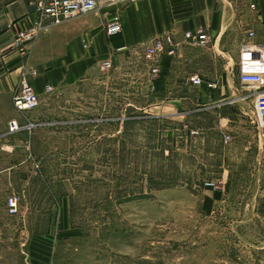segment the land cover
<instances>
[{
    "label": "rangeland",
    "instance_id": "obj_1",
    "mask_svg": "<svg viewBox=\"0 0 264 264\" xmlns=\"http://www.w3.org/2000/svg\"><path fill=\"white\" fill-rule=\"evenodd\" d=\"M125 1L79 17L104 21ZM83 37L90 60L53 71L36 108L18 112L13 91L0 90V264H264V126L254 102L233 104L247 118L231 129V104L199 109L203 79L165 86L160 72L150 76L147 43L104 68L90 31ZM183 75L179 67L172 77ZM11 118L33 124L10 132Z\"/></svg>",
    "mask_w": 264,
    "mask_h": 264
},
{
    "label": "crops",
    "instance_id": "obj_2",
    "mask_svg": "<svg viewBox=\"0 0 264 264\" xmlns=\"http://www.w3.org/2000/svg\"><path fill=\"white\" fill-rule=\"evenodd\" d=\"M33 0H0V90L11 93L23 76V69H37V77L27 79L39 94L42 85L50 82L53 71L69 68L78 71L90 60L92 51L82 52L78 35L90 31L94 40L93 52L109 59L118 53H127L164 33H170L177 43L175 54L163 53L158 58L159 72L163 85L187 86L192 73L203 79L197 95L199 109L210 108L225 113L230 119V128H236L241 118H247V111L236 108L243 101L254 102V93L238 79V61L241 44L251 40L264 47V0H132L125 1L118 8L120 31L106 36L103 18L76 17L60 25L46 29L29 47L25 58L9 48L13 33L25 27L33 15ZM103 0H97L98 11ZM254 3L255 8H250ZM91 14V13H90ZM105 18V17H104ZM94 27L99 28L93 31ZM201 30L207 35L204 47L185 42V31ZM252 31L249 37L247 31ZM122 49H118L121 48ZM25 54V55H26ZM52 55V56H51ZM67 65L69 67H67ZM182 70L183 80L176 81L172 75ZM46 72H41V71ZM214 81L215 86L207 88L206 82ZM243 90H248L244 92ZM180 99H190L182 94ZM231 104V106H229ZM244 124L248 123L243 121Z\"/></svg>",
    "mask_w": 264,
    "mask_h": 264
},
{
    "label": "built area",
    "instance_id": "obj_3",
    "mask_svg": "<svg viewBox=\"0 0 264 264\" xmlns=\"http://www.w3.org/2000/svg\"><path fill=\"white\" fill-rule=\"evenodd\" d=\"M34 11L29 18L28 24L13 33L9 48L15 50L19 55L27 53L30 45L35 41L40 32L50 26L60 25L70 19L95 13L98 10L97 0H33ZM112 4V0L109 2ZM254 9V3L250 4ZM120 21L116 13H113L103 22V29L106 36H112L120 31ZM249 37L253 32L247 31ZM185 42L191 45L204 47L207 45V35L201 30L185 31L183 33ZM83 48H89L92 42L86 38L80 40ZM177 43L170 33H164L155 37L144 47L143 57L149 62V74L154 77L159 72L158 58L161 53L174 54ZM119 50L122 49L118 48ZM102 67L111 66L110 59L102 61ZM32 73L34 71H31ZM238 79L254 93V107L258 119L264 126V47L251 40L241 44V55L238 61ZM192 85L198 86L202 79L197 73H192L189 77ZM207 87H214V81H207ZM51 85H45V91H50ZM39 104L38 94L26 79L25 74L17 83L12 93V105L18 112L30 111ZM32 122L26 120L25 124H20L16 118H11L7 122L8 131L14 132L22 128H29ZM207 184H210L208 182ZM7 210L10 214H15L18 210L17 196L12 193L6 199Z\"/></svg>",
    "mask_w": 264,
    "mask_h": 264
},
{
    "label": "trees",
    "instance_id": "obj_4",
    "mask_svg": "<svg viewBox=\"0 0 264 264\" xmlns=\"http://www.w3.org/2000/svg\"><path fill=\"white\" fill-rule=\"evenodd\" d=\"M216 196H218V194Z\"/></svg>",
    "mask_w": 264,
    "mask_h": 264
}]
</instances>
